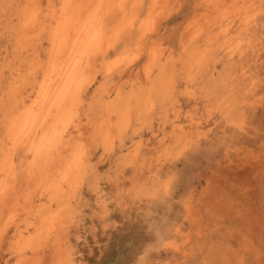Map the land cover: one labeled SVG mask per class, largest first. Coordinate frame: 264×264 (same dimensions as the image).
Here are the masks:
<instances>
[{
	"label": "rangeland",
	"instance_id": "obj_1",
	"mask_svg": "<svg viewBox=\"0 0 264 264\" xmlns=\"http://www.w3.org/2000/svg\"><path fill=\"white\" fill-rule=\"evenodd\" d=\"M0 264H264V0H0Z\"/></svg>",
	"mask_w": 264,
	"mask_h": 264
},
{
	"label": "bare ground",
	"instance_id": "obj_2",
	"mask_svg": "<svg viewBox=\"0 0 264 264\" xmlns=\"http://www.w3.org/2000/svg\"><path fill=\"white\" fill-rule=\"evenodd\" d=\"M78 2V1H77ZM96 3V2H95ZM82 4V3H81ZM104 5H105V3H103ZM78 5V4H77ZM77 5H76V7H77ZM83 5H85L84 3H83ZM79 6V5H78ZM82 6V5H81ZM86 6V5H85ZM100 7H101V5H99ZM75 8V7H74ZM86 7H84V9H85ZM98 8V7H97ZM83 9V8H82ZM90 9V8H89ZM99 9V8H98ZM63 10H64V8H63ZM75 10V9H74ZM74 10H72V11H74ZM81 10V9H80ZM79 10V11H80ZM94 10V9H93ZM92 9H91V11H93ZM101 10V9H100ZM99 10V11H100ZM114 10V9H113ZM71 11V10H70ZM76 11H78V9H76ZM96 11H97V9H96ZM96 11L94 12V13H96ZM98 11V12H99ZM93 12H90L91 13V15H90V13H87L88 15H90L89 17H84V18H82V16H81V13L80 12H72V16L70 15V16H68V18H66L67 17V15L69 14H67L66 15V19H64L62 22H60L59 23V25H58V27L54 30V32L52 33V43L54 44V43H58V42H60L61 44H63V46H64V48L65 47H68L70 50H73L74 48H80L81 46L82 47H84L85 45H88V44H90L91 42H92V44L94 43V45L95 44H97L98 42H99V40H100V34H99V31L94 27V23H93V18H94V15H92V13ZM74 14V15H73ZM87 15V16H88ZM104 15V14H103ZM55 16H56V14H55ZM64 16V15H63ZM84 16V15H83ZM44 17V16H43ZM49 17V16H48ZM46 18V17H45ZM107 18V17H106ZM55 19V18H54ZM63 19V18H62ZM100 21V20H99ZM104 21V20H103ZM95 24H96V22H95ZM22 25H24L25 26V24H22ZM48 26V25H47ZM99 27V26H98ZM102 39V38H101ZM60 46V45H59ZM91 45H89V47H90ZM95 46H98V45H95ZM64 48H63V50H64ZM93 48H95V47H93ZM85 49V48H84ZM84 49H82V50H84ZM91 49V48H90ZM66 50H67V48H66ZM76 50V49H75ZM62 51V50H61ZM77 51V50H76ZM75 51V52H76ZM85 51V50H84ZM89 51V50H88ZM94 51V50H93ZM69 52V51H68ZM72 52V51H71ZM79 52V51H78ZM82 53H84V52H82ZM91 53V52H90ZM77 54V53H76ZM87 54V53H86ZM76 55H74V57H75ZM70 57V56H69ZM73 57V56H72ZM73 57V59H75ZM67 58V57H66ZM73 59H71V61H73ZM70 61V62H71ZM69 62V61H68ZM69 62V63H70ZM66 63V62H65ZM69 63H67V65H69ZM72 63V62H71ZM80 64V63H79ZM83 64V63H82ZM66 65V66H67ZM73 65V64H72ZM48 66V65H47ZM68 68V70H70L69 69V66L67 67ZM77 68H79V66L77 67ZM74 69V68H73ZM81 69V68H80ZM50 70H51V68H50ZM65 71L67 70L66 68L64 69ZM63 71V70H62ZM55 72H56V69H55ZM60 72V71H59ZM78 72V71H77ZM82 72V71H81ZM68 73V72H67ZM66 73V74H67ZM57 74V73H56ZM65 74V75H66ZM48 75V74H47ZM62 75H64L63 73H62ZM64 75V76H65ZM80 75V74H79ZM58 76V75H57ZM63 76V77H64ZM67 76V75H66ZM72 76H73V74H72ZM68 77H71V76H68ZM60 79V78H59ZM71 79V78H70ZM55 80V79H54ZM63 81H64V79H63ZM62 80H61V83H58V80L55 82V85L57 86V84L58 85H62V82H63ZM66 81V80H65ZM67 81H68V78H67ZM69 81H72V79L71 80H69ZM69 81H68V84H70L69 83ZM50 82V81H49ZM46 83V82H45ZM57 83V84H56ZM50 84H52V83H50ZM50 84H48L49 86H50ZM67 84V82L65 83V85ZM60 85V86H61ZM46 86H47V84H46ZM46 86L44 87V88H46ZM48 86V88H50ZM62 86H64V84L62 85ZM61 86V87H62ZM52 87H54L53 85H51V88ZM55 88H59L60 89V87H55ZM53 89V88H52ZM52 89H50V90H52ZM62 89V88H61ZM63 89H65V88H63ZM41 90V89H40ZM46 90H47V88H46ZM66 90V89H65ZM44 91V90H43ZM53 91V90H52ZM52 91H49V94L52 96V97H55V99H56V97H58V98H60L61 99V97L62 96H66V95H62L61 97H59V94H60V92H61V90H59L58 91V89H57V91L56 92H54V93H50V92H52ZM63 91V90H62ZM59 92V93H58ZM68 92V91H67ZM67 92H66V94H67ZM44 93H46V92H44ZM61 94H62V92H61ZM63 94H65V91L63 92ZM46 95H47V93H46ZM51 96L48 98L49 100H51ZM68 96V95H67ZM57 98V99H58ZM64 98V97H63ZM70 98V97H69ZM72 98V97H71ZM70 98V99H71ZM44 99V98H43ZM53 99V98H52ZM60 99H58V101L60 100ZM53 100H51V102H52ZM61 101V100H60ZM19 102V101H18ZM23 102V101H22ZM39 102V101H38ZM38 102H34L35 103V105L37 106V105H39V103L41 104V105H43L42 104V102L40 101L39 103ZM45 102V101H44ZM55 102V101H54ZM71 102V101H70ZM30 103V102H29ZM34 103H32V104H30L29 106H26V105H24V103H22V107H23V110H22V113L20 114V116H18L17 118H15V119H13L14 121H12V119H11V123L13 122L14 124H9L10 126L9 127H13V128H11V130H15L16 128H20V127H23V125L26 123V121L28 120V119H30V118H32V116L31 115H33V114H35V113H33L32 114V108H33V105H34ZM45 104H46V102H45ZM49 104V103H48ZM61 104V103H60ZM41 105H40V108H41ZM50 105H52V104H50ZM54 105H55V103H54ZM57 105V104H56ZM72 105V104H71ZM17 107V106H16ZM38 107V106H37ZM45 107H47V105H45ZM58 107V106H57ZM55 108V107H54ZM21 109V108H20ZM43 109H44V107H43ZM36 110V109H35ZM40 110V109H39ZM46 110V109H45ZM44 110V111H45ZM56 110V109H55ZM40 112V111H39ZM16 113V112H15ZM37 113V112H36ZM41 113V112H40ZM39 113V114H40ZM42 114H44V113H42ZM34 116V115H33ZM46 116H48V115H46ZM14 117V116H13ZM40 117V116H39ZM42 117V116H41ZM37 118V117H36ZM34 119H35V117H34ZM39 119V118H38ZM45 119V118H44ZM31 120V119H30ZM37 120V119H36ZM35 120V121H36ZM43 122V121H42ZM28 123V122H27ZM28 124H31V123H28ZM36 124V123H35ZM35 124H33V122H32V125H35ZM41 124V123H40ZM31 126V125H30ZM36 126V125H35ZM8 127V128H9ZM56 127V126H55ZM28 128V127H27ZM40 128V127H39ZM38 128V129H39ZM30 129V128H29ZM24 130H26L27 131V129L25 128ZM23 130V131H24ZM52 132H54V134H55V130L54 131H52ZM51 132V133H52ZM9 133H11V132H9ZM14 133V132H13ZM23 134H25V132H23ZM31 134V133H30ZM34 134V133H33ZM53 134V133H52ZM28 135H29V132H28ZM41 135H44V133H42ZM40 135V136H41ZM51 135V134H50ZM49 135V136H50ZM25 136V135H24ZM27 136V135H26ZM30 136V135H29ZM33 136V135H32ZM55 136V135H54ZM53 136V137H54ZM57 136V135H56ZM14 137V136H13ZM19 137H20V135H19ZM23 136H22V133H21V138H22ZM43 136H41V138H42ZM12 138V137H11ZM47 138H48V136H47ZM60 138V137H59ZM17 139V138H16ZM28 139H29V137H28ZM31 137H30V140L29 141H31ZM18 140V139H17ZM16 140V141H17ZM38 140H39V138H38ZM46 140V139H45ZM12 141V140H11ZM40 141H41V139L39 140V143H38V141L36 142V143H38V144H40L41 146H42V143H40ZM51 141V140H50ZM42 142H43V140H42ZM43 143H46V142H43ZM68 143V142H67ZM12 144V143H11ZM14 144H16V142L14 141ZM28 144V143H27ZM38 144H36V145H38ZM47 144V143H46ZM50 144V143H49ZM53 144V143H52ZM14 146V145H13ZM33 146V145H32ZM31 146V147H32ZM39 146V145H38ZM41 146H39V147H41ZM46 146V145H45ZM15 147V146H14ZM49 147V146H48ZM12 148V147H11ZM30 148V147H29ZM37 148V147H36ZM64 148V147H63ZM13 149V148H12ZM56 149V148H55ZM35 150V149H34ZM38 150V149H37ZM37 150H35V151H37ZM12 151V150H11ZM44 151V150H43ZM38 153H39V151H37ZM36 152V153H37ZM7 153H9V152H7ZM35 153V152H34ZM41 153V152H40ZM43 153V152H42ZM5 155V154H4ZM38 155V154H37ZM8 156V155H7ZM6 157V156H5ZM26 158V157H25ZM8 160H9V158H8ZM33 160V159H32ZM12 163V162H11ZM1 166H3V163H2V165ZM6 168V167H5ZM21 171V170H20ZM12 172H14L13 170L11 171V173ZM53 172V171H52ZM75 173V172H74ZM50 175V174H49ZM12 176V175H11ZM14 176V175H13ZM14 177H16V176H14ZM12 180V179H11ZM19 183V182H18Z\"/></svg>",
	"mask_w": 264,
	"mask_h": 264
}]
</instances>
